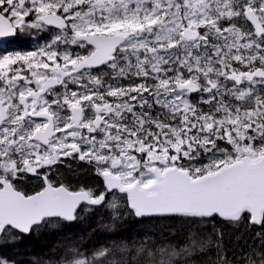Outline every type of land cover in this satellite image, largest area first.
I'll return each mask as SVG.
<instances>
[{
    "label": "snow or ice",
    "instance_id": "snow-or-ice-1",
    "mask_svg": "<svg viewBox=\"0 0 264 264\" xmlns=\"http://www.w3.org/2000/svg\"><path fill=\"white\" fill-rule=\"evenodd\" d=\"M0 47V249L50 230L27 264H264V0H0ZM71 162L99 190L57 180ZM104 210L92 232L140 231L81 250L64 229Z\"/></svg>",
    "mask_w": 264,
    "mask_h": 264
},
{
    "label": "trees",
    "instance_id": "trees-1",
    "mask_svg": "<svg viewBox=\"0 0 264 264\" xmlns=\"http://www.w3.org/2000/svg\"><path fill=\"white\" fill-rule=\"evenodd\" d=\"M76 174L77 173H74L73 175L80 179L81 175ZM82 180L84 181L82 182L83 185L88 184L85 181V175L83 176ZM101 216L105 218L104 222H102L95 215H92V218L87 220L84 224L76 225L71 229H64V232L71 233L73 235L74 239L79 242L81 250H85L88 253H91L94 249H98L103 246L111 247L115 241H119L121 239V236L127 239L128 237L140 231L139 226L135 225L134 220L128 219L124 224V228L117 231L116 233L106 232L103 229L92 232V229L95 228L98 223L109 222L108 214L102 213ZM225 226L227 225H217V228L221 229L224 233L223 246L225 248L228 247L229 250L235 249L237 246L236 244L239 243V248H236L238 249L236 251H240L241 248H245L246 243H253V237L250 233H245L242 229L238 232L236 229L234 230L229 226L228 228H224ZM56 240V235L50 234V230H45L40 235L33 237L30 241H27L18 249H0V255L15 259L17 261H22L24 262V264H27V262L32 258L38 257L41 254L45 253L46 250L51 247Z\"/></svg>",
    "mask_w": 264,
    "mask_h": 264
},
{
    "label": "flooded vegetation",
    "instance_id": "flooded-vegetation-1",
    "mask_svg": "<svg viewBox=\"0 0 264 264\" xmlns=\"http://www.w3.org/2000/svg\"><path fill=\"white\" fill-rule=\"evenodd\" d=\"M66 167H67V164H65V165H60L59 166V171L58 172H56L55 174H53L55 177H56V174H57V176L59 177V179L60 180H63V179H65V177H66ZM77 178V177H76ZM79 179V178H78ZM35 181H37L35 178H29V179H26L25 181H23V182H25L24 184H27L28 186H30V183H32L33 182V184H38L39 185V182H35Z\"/></svg>",
    "mask_w": 264,
    "mask_h": 264
},
{
    "label": "rangeland",
    "instance_id": "rangeland-1",
    "mask_svg": "<svg viewBox=\"0 0 264 264\" xmlns=\"http://www.w3.org/2000/svg\"><path fill=\"white\" fill-rule=\"evenodd\" d=\"M224 228H228V226H225ZM233 229H234V228H233ZM230 230H232V229H230ZM234 230H235V229H234ZM230 235H232V234H230ZM230 235H229V236H230ZM229 236H228V237H229ZM253 239H254V238H253ZM253 239H252V242H254ZM226 240H227V239H226ZM236 245H237L236 248H239V243H237ZM226 248L229 249L228 247H226ZM236 248H235V250H238V249H236Z\"/></svg>",
    "mask_w": 264,
    "mask_h": 264
}]
</instances>
